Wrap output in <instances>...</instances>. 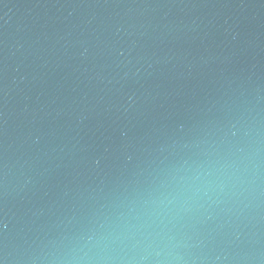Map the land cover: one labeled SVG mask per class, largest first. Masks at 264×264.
<instances>
[{"label": "water", "instance_id": "95a60500", "mask_svg": "<svg viewBox=\"0 0 264 264\" xmlns=\"http://www.w3.org/2000/svg\"><path fill=\"white\" fill-rule=\"evenodd\" d=\"M0 264H264V0H0Z\"/></svg>", "mask_w": 264, "mask_h": 264}]
</instances>
